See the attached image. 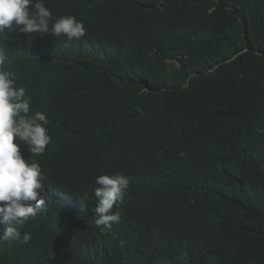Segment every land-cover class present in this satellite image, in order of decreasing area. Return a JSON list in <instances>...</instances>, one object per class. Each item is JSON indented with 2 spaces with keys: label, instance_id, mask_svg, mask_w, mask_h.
<instances>
[{
  "label": "trees",
  "instance_id": "1",
  "mask_svg": "<svg viewBox=\"0 0 264 264\" xmlns=\"http://www.w3.org/2000/svg\"><path fill=\"white\" fill-rule=\"evenodd\" d=\"M44 3L86 34L5 33L52 140L17 141L45 204L0 264H264V0ZM116 173L130 184L104 234L95 180Z\"/></svg>",
  "mask_w": 264,
  "mask_h": 264
},
{
  "label": "clouds",
  "instance_id": "2",
  "mask_svg": "<svg viewBox=\"0 0 264 264\" xmlns=\"http://www.w3.org/2000/svg\"><path fill=\"white\" fill-rule=\"evenodd\" d=\"M15 30L26 36H64L71 42L85 36L86 29L75 16L54 18L44 0H0V224L6 226L0 232V241L22 239L27 244L31 236H22L15 225L26 223L45 204V177L38 162L25 160L17 141L23 142L32 156H38L45 152L52 137L46 127L47 114L32 112L28 89L17 86L15 71L6 70L11 61L5 44L9 36L5 33ZM95 183L98 187L94 190V222L106 234L121 220L119 211L114 212L113 208L124 202L130 181L116 173L101 174Z\"/></svg>",
  "mask_w": 264,
  "mask_h": 264
}]
</instances>
